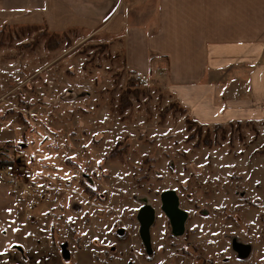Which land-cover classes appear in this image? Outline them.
Here are the masks:
<instances>
[{
	"label": "rangeland",
	"instance_id": "1",
	"mask_svg": "<svg viewBox=\"0 0 264 264\" xmlns=\"http://www.w3.org/2000/svg\"><path fill=\"white\" fill-rule=\"evenodd\" d=\"M29 27L0 20V160L34 173L32 194L6 183L46 247L70 264H264V121L192 126L166 62L132 76L104 33L60 34L51 48ZM166 191L188 214L179 237Z\"/></svg>",
	"mask_w": 264,
	"mask_h": 264
},
{
	"label": "crops",
	"instance_id": "2",
	"mask_svg": "<svg viewBox=\"0 0 264 264\" xmlns=\"http://www.w3.org/2000/svg\"><path fill=\"white\" fill-rule=\"evenodd\" d=\"M0 20L104 33L145 76L166 62L170 92L200 124L264 121V0H0ZM6 182L0 174V264H70L24 219L30 207Z\"/></svg>",
	"mask_w": 264,
	"mask_h": 264
},
{
	"label": "water",
	"instance_id": "3",
	"mask_svg": "<svg viewBox=\"0 0 264 264\" xmlns=\"http://www.w3.org/2000/svg\"><path fill=\"white\" fill-rule=\"evenodd\" d=\"M162 211L165 213L170 221L172 233L174 236H182L185 232V224L188 214L180 207V199L175 191H166L161 194ZM156 219L155 209L149 205L142 207L138 213V221L140 223V236L146 247L150 252L151 248V234L150 230ZM240 247H243L240 245ZM63 257L68 259L69 252L66 248H62Z\"/></svg>",
	"mask_w": 264,
	"mask_h": 264
},
{
	"label": "built area",
	"instance_id": "4",
	"mask_svg": "<svg viewBox=\"0 0 264 264\" xmlns=\"http://www.w3.org/2000/svg\"><path fill=\"white\" fill-rule=\"evenodd\" d=\"M0 174L6 181L11 183V185L16 187L20 186L27 194L33 193L31 183L34 181V173L28 170L22 163L13 162L12 164L6 165L0 169Z\"/></svg>",
	"mask_w": 264,
	"mask_h": 264
},
{
	"label": "trees",
	"instance_id": "5",
	"mask_svg": "<svg viewBox=\"0 0 264 264\" xmlns=\"http://www.w3.org/2000/svg\"><path fill=\"white\" fill-rule=\"evenodd\" d=\"M36 27L34 26H30L27 30L28 31H32L33 29L35 30ZM41 28V27H40ZM44 33H43V36H50V39L47 40V43H46V46L47 47H51V48H55V47H58V45L60 44L59 43V39L61 40L60 36L62 35H66L67 33H64L62 35L60 34H57V33H51L49 32L46 28H44ZM10 32V31H9ZM11 33V32H10ZM4 36V32L2 30H0V36ZM11 36H12V33H11ZM63 36V37H64ZM7 37L10 38L9 34L7 33ZM42 38V35L40 36ZM158 60L157 57H153L151 58V64H154V62ZM150 73H153V69L151 68L150 70ZM130 74L133 76L135 74V71H131ZM135 81V80H134ZM139 85V84H138ZM140 86V85H139ZM192 126H194L195 124L198 125L199 123H196V122H193V121H190L189 122ZM250 124H254V122H249ZM237 124H242V122H237ZM199 126L201 127H211V125H203V124H200ZM200 127V128H201ZM221 126L220 125H217L216 128H220ZM14 162V160H0V168H3L4 166L6 165H9V164H12Z\"/></svg>",
	"mask_w": 264,
	"mask_h": 264
},
{
	"label": "flooded vegetation",
	"instance_id": "6",
	"mask_svg": "<svg viewBox=\"0 0 264 264\" xmlns=\"http://www.w3.org/2000/svg\"><path fill=\"white\" fill-rule=\"evenodd\" d=\"M161 205H162V203H161ZM161 209H162V206H161ZM171 225V224H170ZM172 228V227H171ZM243 248H245V247H238V249H241L242 251H243ZM62 256H63V254H62Z\"/></svg>",
	"mask_w": 264,
	"mask_h": 264
}]
</instances>
